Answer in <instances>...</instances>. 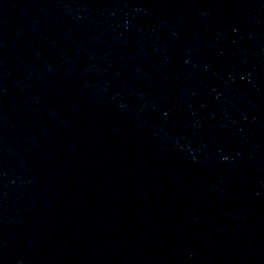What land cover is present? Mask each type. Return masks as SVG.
<instances>
[{"label":"water","instance_id":"water-1","mask_svg":"<svg viewBox=\"0 0 264 264\" xmlns=\"http://www.w3.org/2000/svg\"><path fill=\"white\" fill-rule=\"evenodd\" d=\"M0 264H264V0H0Z\"/></svg>","mask_w":264,"mask_h":264}]
</instances>
